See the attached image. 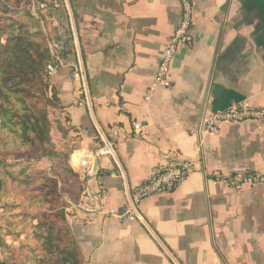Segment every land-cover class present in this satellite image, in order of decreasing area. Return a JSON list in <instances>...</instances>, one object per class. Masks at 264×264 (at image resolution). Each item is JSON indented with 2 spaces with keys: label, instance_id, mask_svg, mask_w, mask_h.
Listing matches in <instances>:
<instances>
[{
  "label": "crops",
  "instance_id": "crops-1",
  "mask_svg": "<svg viewBox=\"0 0 264 264\" xmlns=\"http://www.w3.org/2000/svg\"><path fill=\"white\" fill-rule=\"evenodd\" d=\"M71 54L51 77L65 132L62 145L95 151L100 131L117 158L81 181L69 215L84 264H264V184L237 190L217 174H264V119L205 117L235 104L264 109V0H195L194 38L172 64L170 88L154 87L157 67L182 17L179 0H55ZM82 64L86 78L74 77ZM133 121L144 135L133 134ZM60 147V146H59ZM179 153L196 169L175 190L134 204L153 167ZM108 190L101 199L99 191ZM105 212L116 210L118 215ZM135 209L140 217L120 216Z\"/></svg>",
  "mask_w": 264,
  "mask_h": 264
},
{
  "label": "trees",
  "instance_id": "trees-1",
  "mask_svg": "<svg viewBox=\"0 0 264 264\" xmlns=\"http://www.w3.org/2000/svg\"><path fill=\"white\" fill-rule=\"evenodd\" d=\"M0 1L4 6L0 17L1 149L6 155L23 154L29 161L48 159L52 164L51 170L56 169V164L61 169L55 176L44 171L36 175L29 170L32 167L30 163L18 171H12L9 168L14 164L9 163L8 158L0 157V204L5 205L3 197H9L7 192L11 189L17 190L15 186L24 187L33 195L31 202H36L39 210L49 213L43 208V204L48 202V196L54 193L60 197L59 181L65 184L66 176L70 180L77 174L71 167L70 156L65 161L63 155L55 149L51 137V121L42 106L59 101L57 90L48 82L47 65L55 61L57 54L66 61L71 54V41L68 35L60 37L57 43H64L65 49H55V42L43 32L39 21L27 9L30 0ZM42 6L46 4L42 3ZM5 16L8 18L2 23ZM49 91L52 95H49ZM70 199L78 201L79 193L75 197L70 196ZM42 216L43 213L32 216L36 220L33 233L47 256L28 257L21 264H84L77 239L73 241L70 233L63 234V229L51 221L48 214L44 219ZM61 216L66 219L65 212ZM2 243L8 246L0 237ZM0 264L17 263L12 259L0 260Z\"/></svg>",
  "mask_w": 264,
  "mask_h": 264
},
{
  "label": "built area",
  "instance_id": "built-area-1",
  "mask_svg": "<svg viewBox=\"0 0 264 264\" xmlns=\"http://www.w3.org/2000/svg\"><path fill=\"white\" fill-rule=\"evenodd\" d=\"M179 1L182 8V17L166 47L163 49L154 78L153 88H170L172 86L171 73L173 61L182 46H190L194 41L192 28L194 25L195 0ZM54 45L60 51L65 49L64 43H55ZM66 64L65 60L57 54L55 61L47 65V73L53 75L60 67H65ZM74 77L81 80L86 78L85 69L81 63L78 66H74ZM248 119H264V109L253 107L247 103L235 104L208 115L205 117L203 125L207 132L217 133L220 129V124L223 122L234 123ZM132 126L135 136L141 137L144 135L145 127L141 122L133 121ZM99 139L101 144L97 150L87 153L83 152L76 155L75 159L73 158L74 170L81 181H86L96 169L99 172L104 170L98 164L99 159L103 157L117 158L114 139L109 137L104 131H100ZM195 169L196 162L182 158L179 153L163 159L153 167L150 176L134 189L133 206L156 193L170 192L177 189ZM215 181L225 184L230 188L240 190L246 185L257 187L264 184V174L254 172L217 174ZM109 194L108 190H102L98 193L101 199L106 198ZM101 210L107 215H118L116 210L111 209L109 212H105L102 206L100 207ZM120 216L129 219L140 217L134 208L125 214H120Z\"/></svg>",
  "mask_w": 264,
  "mask_h": 264
},
{
  "label": "rangeland",
  "instance_id": "rangeland-1",
  "mask_svg": "<svg viewBox=\"0 0 264 264\" xmlns=\"http://www.w3.org/2000/svg\"><path fill=\"white\" fill-rule=\"evenodd\" d=\"M30 2L33 3L27 4V9H30V12L34 15L37 21H39L43 32L49 36L52 42L57 43L60 37L69 36V26L62 6L56 7L55 0H30ZM42 3H45L46 6L40 7ZM3 10L4 6L0 1V17L3 14ZM7 18L8 16H5L2 23H4ZM52 62L54 61L52 60L50 63ZM51 77L52 75H48V82L50 85ZM49 95H52L51 91H49ZM42 106L47 110L49 120L51 121V137L55 149L63 155V158H65L66 161L72 148L61 144L62 140L59 132H65L64 129L66 126L64 125V122H68V117L63 114L60 100L57 103L51 105L43 104ZM14 156L9 154L6 155L0 145V157L3 159L8 158L9 163L14 164L9 168L12 171H18L22 169V167L28 166L30 163L32 164V167L29 168V170L36 175H38L39 172L44 171L50 176H55L61 171L57 164L56 169L51 170L52 164L48 159L29 161L23 154ZM18 161L20 162V165L16 163ZM59 182L58 189H60L61 196L58 197L54 195V193H51V195L48 196V199H46L48 202L43 204V208L51 214L42 209L39 210L38 204L36 202H31L33 195L30 194V190H26L24 187L15 186L17 190L11 189L7 192L9 197H3L5 205L0 204V237L6 241L8 246H3L4 243L0 244L1 261H11L13 259L15 263L21 264L22 262H25L28 257L44 258L47 256V252L41 248V244L35 239L36 237L33 233L36 220L32 219V216L35 214L39 215V213H43L42 219L46 218V215L48 214L49 219L56 222L58 227L63 229V234L70 233L73 241L74 238L76 239V233L70 222L69 215L72 214L71 210L73 204H80L82 183L77 174H75V177L70 180L66 176L65 184L61 181ZM8 184L11 188L13 187L10 182ZM52 189H54V186ZM78 193V201H72L70 196L75 197ZM63 212H65V220L61 216ZM29 213H32V215L30 216ZM17 233H20V235H17Z\"/></svg>",
  "mask_w": 264,
  "mask_h": 264
}]
</instances>
